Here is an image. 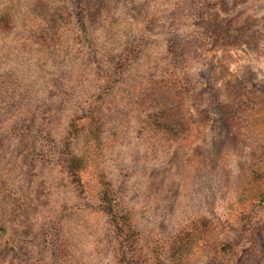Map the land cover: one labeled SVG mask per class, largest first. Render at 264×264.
Returning a JSON list of instances; mask_svg holds the SVG:
<instances>
[{
  "label": "rangeland",
  "instance_id": "obj_1",
  "mask_svg": "<svg viewBox=\"0 0 264 264\" xmlns=\"http://www.w3.org/2000/svg\"><path fill=\"white\" fill-rule=\"evenodd\" d=\"M0 264H264V0H0Z\"/></svg>",
  "mask_w": 264,
  "mask_h": 264
}]
</instances>
